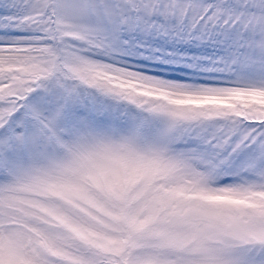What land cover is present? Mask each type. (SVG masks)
Wrapping results in <instances>:
<instances>
[{
    "label": "snow or ice",
    "instance_id": "snow-or-ice-1",
    "mask_svg": "<svg viewBox=\"0 0 264 264\" xmlns=\"http://www.w3.org/2000/svg\"><path fill=\"white\" fill-rule=\"evenodd\" d=\"M0 264H264V0H0Z\"/></svg>",
    "mask_w": 264,
    "mask_h": 264
}]
</instances>
